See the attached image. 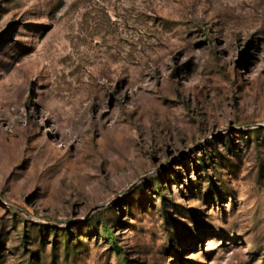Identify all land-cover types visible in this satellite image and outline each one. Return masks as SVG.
<instances>
[{"label": "rangeland", "instance_id": "374dc122", "mask_svg": "<svg viewBox=\"0 0 264 264\" xmlns=\"http://www.w3.org/2000/svg\"><path fill=\"white\" fill-rule=\"evenodd\" d=\"M0 264H264V0H0Z\"/></svg>", "mask_w": 264, "mask_h": 264}]
</instances>
